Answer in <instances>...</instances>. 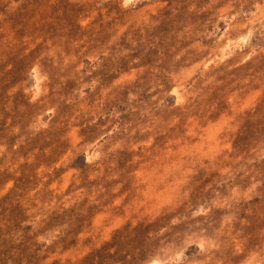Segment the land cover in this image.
Masks as SVG:
<instances>
[{
  "label": "clouds",
  "instance_id": "clouds-1",
  "mask_svg": "<svg viewBox=\"0 0 264 264\" xmlns=\"http://www.w3.org/2000/svg\"><path fill=\"white\" fill-rule=\"evenodd\" d=\"M0 3V264H264V0L226 61L156 27L217 0Z\"/></svg>",
  "mask_w": 264,
  "mask_h": 264
},
{
  "label": "rangeland",
  "instance_id": "rangeland-1",
  "mask_svg": "<svg viewBox=\"0 0 264 264\" xmlns=\"http://www.w3.org/2000/svg\"><path fill=\"white\" fill-rule=\"evenodd\" d=\"M227 0H217V5L214 9H205L204 12L199 13L198 19L196 21H192L187 17L183 19H179L175 22L169 21L167 19H161L159 25H156L157 28L160 29V32L166 42L171 43L174 39L175 45L177 47H186V41L193 40L192 36L185 32V29L189 27V24H193L194 28L189 31L199 30L201 33L206 29L207 35H205L204 40H201V44H206L207 42H211L208 44L206 48L203 49L205 54L211 48L218 46L217 57L221 61H226L231 59L237 51L241 48L248 46L251 43V37L244 32H237L233 29L232 25L236 23V20L233 18L234 14L231 13L226 8ZM6 5L0 3V13H5ZM206 13V14H205ZM27 15L26 12L17 10L13 13H6L5 20L10 22L12 26L24 22V17ZM178 16L181 13H177ZM203 26V27H201ZM198 39V38H197ZM254 46V45H253ZM145 48L147 51H143V56L145 58L149 57V53L151 52V48L145 44ZM203 59V57H201ZM212 61L209 60L206 64V67L210 68ZM189 74L192 69L186 70ZM8 85H4L2 89H0V112L4 113L2 119H0V135H6L9 139L13 134L14 126L10 127L11 120L13 116L18 118V113H14L11 111L12 106L15 109L17 105L24 102L23 97L17 93L12 99L13 102L11 104L8 103V97L4 94ZM175 91V89H174ZM177 98L182 99V96L177 92ZM7 104V109L4 108V105ZM39 121H37V124ZM219 125L209 130V139L213 140V138L217 135V129ZM71 187V184L66 179L64 184L60 185V190L63 192H67L68 188ZM71 195V194H70ZM226 216L221 217V221H223ZM191 247H195L194 245H190ZM186 255H189L190 252H186Z\"/></svg>",
  "mask_w": 264,
  "mask_h": 264
}]
</instances>
